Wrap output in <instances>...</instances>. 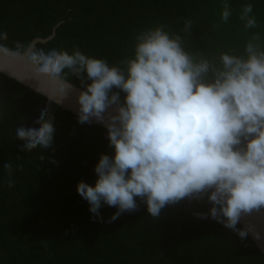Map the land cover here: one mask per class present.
Returning <instances> with one entry per match:
<instances>
[{
  "label": "trees",
  "instance_id": "trees-1",
  "mask_svg": "<svg viewBox=\"0 0 264 264\" xmlns=\"http://www.w3.org/2000/svg\"><path fill=\"white\" fill-rule=\"evenodd\" d=\"M225 2L232 9L227 23L221 20ZM248 3L258 26L245 30L239 15ZM189 19L191 35L183 32ZM158 25L181 35L188 51L239 55L254 33L264 46V0H0V33L8 35L0 43L43 39L33 48L69 54L79 48L109 66L133 58L135 35ZM67 79L84 90L79 79ZM45 104L55 117L52 148L21 152L17 127H37ZM76 117L0 72V264H264L249 237L242 242L216 221L192 215L207 212L206 203L182 201L153 219L136 198L138 211L108 223L117 208L103 205V222L94 220L77 184L94 186L100 155L114 152L104 127L81 125ZM7 162L13 164L11 188Z\"/></svg>",
  "mask_w": 264,
  "mask_h": 264
},
{
  "label": "clouds",
  "instance_id": "clouds-1",
  "mask_svg": "<svg viewBox=\"0 0 264 264\" xmlns=\"http://www.w3.org/2000/svg\"><path fill=\"white\" fill-rule=\"evenodd\" d=\"M253 8L251 3L241 6L239 19L245 30L258 26ZM231 15L225 2L221 20L227 23ZM192 24L185 20L183 32L191 35ZM7 39L6 32L0 33V40ZM260 39L254 33L242 54L221 52L209 58L186 50L181 35L158 25L135 35L134 57L119 66H109L79 48L71 54L56 48L45 52L20 42L13 47L0 43V58L22 62L36 78H47L54 86L53 96H47L50 102L65 98L71 86L68 74L80 80L84 90L76 96L77 122L101 124L114 152L100 155L94 186L77 184V193L90 205L94 220L103 222L99 211L103 205L117 208L108 223L138 211L136 198L153 219H159L167 206L195 201L210 207L193 216L216 221L243 242L249 236L260 239V233L252 224L238 225L254 212L264 211V46ZM54 119L45 104L35 121L37 127H17L15 139L24 142L19 150L52 148ZM45 159L39 156L40 161ZM4 169L11 188L13 164L5 163Z\"/></svg>",
  "mask_w": 264,
  "mask_h": 264
},
{
  "label": "water",
  "instance_id": "water-1",
  "mask_svg": "<svg viewBox=\"0 0 264 264\" xmlns=\"http://www.w3.org/2000/svg\"><path fill=\"white\" fill-rule=\"evenodd\" d=\"M44 41L43 39H35L30 46L33 48L36 43ZM0 72L45 98L53 96L52 90L54 86L50 81L47 78H36L34 71L31 68H26L22 62L13 63L0 58ZM79 91L82 90L71 84V86H67L66 96L61 103L55 102V99H58V97L54 98L52 102L77 116L79 106L76 103V96ZM95 124L102 126L98 123ZM244 223L254 225L255 229L260 233V239L254 240L251 236L249 238L264 256V212H254L250 216L245 217L240 226H243Z\"/></svg>",
  "mask_w": 264,
  "mask_h": 264
}]
</instances>
